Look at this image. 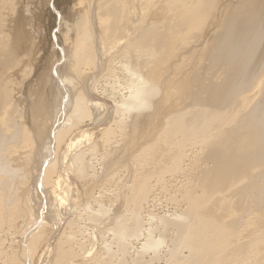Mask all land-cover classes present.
I'll return each mask as SVG.
<instances>
[{
	"label": "bare ground",
	"instance_id": "bare-ground-1",
	"mask_svg": "<svg viewBox=\"0 0 264 264\" xmlns=\"http://www.w3.org/2000/svg\"><path fill=\"white\" fill-rule=\"evenodd\" d=\"M0 264H264V0H0Z\"/></svg>",
	"mask_w": 264,
	"mask_h": 264
},
{
	"label": "rangeland",
	"instance_id": "rangeland-1",
	"mask_svg": "<svg viewBox=\"0 0 264 264\" xmlns=\"http://www.w3.org/2000/svg\"><path fill=\"white\" fill-rule=\"evenodd\" d=\"M165 210V209H164ZM167 210V209H166ZM44 213H41V216L43 217Z\"/></svg>",
	"mask_w": 264,
	"mask_h": 264
}]
</instances>
